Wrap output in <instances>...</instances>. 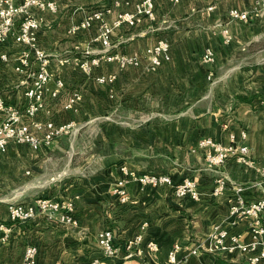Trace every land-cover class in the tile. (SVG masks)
<instances>
[{
  "label": "crops",
  "instance_id": "0c3cea01",
  "mask_svg": "<svg viewBox=\"0 0 264 264\" xmlns=\"http://www.w3.org/2000/svg\"><path fill=\"white\" fill-rule=\"evenodd\" d=\"M55 1V11L33 9L42 20L40 45L52 56L50 70L54 74L46 85V107L39 118L58 123L75 120L79 128L51 146L37 150L28 146L22 151L32 164L26 183L36 176L37 165L40 169L46 162H61L57 173L48 170L42 184L29 183L23 191L17 190L14 182L9 188L0 186V222L10 228L6 240L1 239L4 232L0 231V264H24L29 244L39 248L35 264H93L96 258L98 264H163L177 242L184 243L181 264H249L247 257L254 251L212 250L209 235L213 226L221 223L230 233H241L243 241L252 239L249 221L230 223V188L234 182L250 183L256 174L234 159L223 166H210L198 146L205 137L228 144L231 133L246 129L251 156L264 167V11L243 22L229 19V8H247L255 0H155L157 18L144 22L146 30L138 25L141 32H121L116 38L123 50L129 39L154 31L146 37L154 42L160 32L170 31L171 59L157 68L124 70H119L114 60H104L91 74L78 64L85 52H101L102 45L94 40L97 24L76 34H70L69 29L96 6L111 0ZM210 5L214 7L209 9ZM125 7H114L107 20L113 22ZM225 26L232 34L230 42L225 41ZM208 48L214 52L212 64L203 59ZM7 49L9 61L0 58V86L9 102H21L38 62L33 60L29 68L18 71L15 67L23 45L10 38ZM115 71L114 81L98 80ZM211 71L214 74L209 78ZM58 79L64 86L54 96ZM76 91L82 99L75 107L65 108ZM118 110L128 111V119L137 120L138 125L102 119L104 113ZM161 111L175 117L158 120L155 116ZM84 148L90 155L77 167V155ZM14 153V158L21 155ZM123 165L128 173L121 169ZM144 172L168 174L176 183L192 179L200 198L179 197L170 186L143 184L131 175ZM122 178L128 180L127 202H121L114 191ZM218 178H225L228 188L215 195ZM35 191H41L39 196L67 193L75 203L76 223L64 225L56 219L57 214L49 217L43 213L26 222H13L8 203L32 201ZM260 193V188L252 187L245 196L253 201ZM105 227L116 232L121 247L117 255H105L98 245L99 231ZM140 233L143 239L128 257L127 243ZM151 241L157 243L156 250L148 246ZM199 242L202 248L192 253Z\"/></svg>",
  "mask_w": 264,
  "mask_h": 264
},
{
  "label": "built area",
  "instance_id": "2783aa9c",
  "mask_svg": "<svg viewBox=\"0 0 264 264\" xmlns=\"http://www.w3.org/2000/svg\"><path fill=\"white\" fill-rule=\"evenodd\" d=\"M181 0H171L173 3H179ZM132 3L134 6H132ZM125 8L118 11L113 22L107 20V15L113 11L114 7ZM214 6L210 5L209 9ZM57 10L58 3L55 0H0V58L3 61H9L10 54L7 45L10 38L23 45L16 70L24 71L29 68L32 61L38 62V67L28 82V87L22 91L21 102H9L0 86V152H7L11 144L27 145L35 150L43 145L51 146L58 138L72 133L77 129L75 120L65 122H55L53 119H41L39 114L46 107L45 90L46 85L52 79L54 74L50 70L52 56L40 45L41 18L34 15L33 9ZM264 11V0H255L252 6L248 8L231 7L228 10V18L243 22H250L258 17ZM155 0H111L110 3L96 6L86 16V18L77 25L69 29L70 34H76L82 29H88L97 24V35L95 41L102 45V57L118 63L119 67L124 68L129 65L138 66L141 63V54H120L114 53L117 42L113 39L114 30L119 27H136L146 20L151 22L156 20ZM223 33L226 42H230L232 34L225 26ZM3 49V50H2ZM147 56L152 68L161 66L164 62L171 59V42L166 37L159 38L154 44L146 48ZM102 57L89 58V52H85L80 58V67L87 73H91L93 67L98 65ZM203 59L212 64L215 61L214 52L208 48ZM214 72L211 71L209 78H212ZM116 78L115 73L99 76L100 82H112ZM28 81V80H27ZM26 81V82H27ZM58 89L52 95L56 96L64 86L62 79L57 80ZM82 99L80 92H74L65 103L64 107L69 109L76 106ZM264 103V99H263ZM248 132L242 129L239 134L231 133L230 142L224 144L216 141L212 137H205L200 140L199 148L204 150L206 162L213 167L223 166L229 159L236 160L237 163L252 169L256 178L250 183H233L231 185V204H230V223L235 225L242 220L249 221L252 239L242 240L241 233H230V231L221 223L215 224L209 235L212 241V250H222L226 252H253L247 257L249 264L264 263V167L259 166L251 156L250 146L246 140ZM121 169L128 173L127 166H121ZM143 184H164L172 187L174 193L179 197L191 196L194 199L200 198L197 183L192 179H185L176 183L168 174H158L155 172H144L138 175L131 173ZM128 180L122 178L115 186V193L121 202H127L129 194L127 190ZM258 187L261 190L260 195L253 201H248L245 192L249 188ZM228 188L225 178H218L214 194L219 195ZM9 218L13 222H26L39 213L49 217L57 214L56 219L64 225L76 223L75 203L69 197H48L40 196L31 202L10 201L8 203ZM0 231L4 232L2 240L7 239V233L10 228L5 222H0ZM143 239V234H137L134 239L127 243L129 249L128 257L132 256V250ZM230 240L228 242L227 240ZM98 245L102 252L107 256L117 255L120 252V245L116 242V232L112 227H105L99 231ZM148 246L156 250V242H149ZM184 243L177 242L173 244L169 251L167 261L163 264H181L180 251ZM192 253H197L203 246L201 242L193 245ZM135 251V250H134ZM39 248L35 244L26 246L24 252V264H35L37 262ZM141 254V250L135 251ZM99 258L93 261L98 264ZM128 264V263H122ZM146 264V263H139Z\"/></svg>",
  "mask_w": 264,
  "mask_h": 264
},
{
  "label": "rangeland",
  "instance_id": "374dc122",
  "mask_svg": "<svg viewBox=\"0 0 264 264\" xmlns=\"http://www.w3.org/2000/svg\"><path fill=\"white\" fill-rule=\"evenodd\" d=\"M133 2H136V0H133ZM248 8V7H247ZM115 20V19H114ZM113 20V21H114ZM141 26H144V23L140 24ZM141 26H136L137 28L134 27H119L116 28L114 30V35H113V39L115 40V42H117V46L114 48V53H120V54H132V53H138L141 54V63L138 66H134V65H129L127 67L121 68L119 67L118 63L116 62V66L119 70H124L127 68H143V69H151V65L149 63V60L147 58V56L145 55V50L146 48H148L149 46H151L152 44H154L156 41L153 42V40H151L152 38H146L149 37L150 35H152V33H154V31H150L147 35L145 36H141L139 39L136 38L134 40L129 39V44L128 46L126 45L123 50L121 48V43L119 42V40L116 38L117 34H121V32H141ZM142 26V27H143ZM134 28V29H133ZM144 28V27H143ZM144 30H146L144 28ZM147 32V31H146ZM171 32L170 31H162L160 32L157 37L161 36V37H166L170 42H171ZM160 37V38H161ZM143 38H145L146 40H142ZM139 40V42H138ZM136 41V42H134ZM116 49V51H115ZM85 54V53H84ZM89 58H93V57H102V53H95V54H90L89 53ZM104 60H107L105 58H101L100 62L98 65H95L93 67V70L91 72V74L93 73L94 69L96 67L99 68V66H102L103 62H105ZM106 63H104L105 65ZM80 66V64H78ZM103 65V66H104ZM80 69L82 71H84V69L82 67H80ZM86 72V71H84ZM112 72V71H111ZM110 73V72H109ZM113 73H116L113 72ZM178 115V112H174ZM196 115V113L194 114ZM106 116V117H105ZM132 117V116H131ZM175 117L174 115H170L168 112H160L159 114L157 113L155 118H157L158 120L161 121H166L167 119H171ZM130 118V116L128 117V111H122V110H118V111H114L112 113H104L102 119L106 120V119H115V120H123L126 123L129 122L130 124L133 125H138V121L137 120H130L128 119ZM140 118V117H139ZM138 119V118H137ZM77 128H79V125L77 124ZM28 146L26 145H20V144H13L7 152H0V186H3L2 188H6L9 185H11L13 182L17 184V190H24V188L27 187V185L30 183H37V184H42V182L49 176L48 175V170H56V168L58 167V164L55 161L53 162H46L44 164V166L40 167L39 169V165L38 168H36L37 173L35 177H29L28 178V182L26 183L25 178L26 176H30L28 175L30 173L29 171V166L31 167V163L29 162L28 158L26 156H24V154L22 153V151H26L28 148ZM15 151H18L19 153H21V155H19L17 158L15 157ZM10 152V153H9ZM13 152V153H12ZM89 152L90 150L87 149H83V151L79 152V154L77 155V167L79 166V164L81 163V161H84L85 159H87V157H89ZM86 164H88V160L86 161ZM39 169V170H38ZM29 171V172H28ZM57 173V171L54 172V174ZM32 187V186H31ZM35 187V186H34ZM9 188V187H8ZM2 192V191H1ZM6 191H3V193H5ZM41 193V191H35V198L40 197L39 194ZM4 196V195H2ZM42 196V195H41ZM50 197H66L68 198L67 193H55V194H51L49 195ZM48 196V197H49ZM6 197V196H4ZM34 198V199H35ZM33 199V200H34ZM32 200V201H33ZM11 201H20L21 200H11ZM25 202H31V201H25Z\"/></svg>",
  "mask_w": 264,
  "mask_h": 264
}]
</instances>
